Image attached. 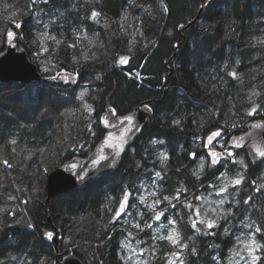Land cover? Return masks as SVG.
<instances>
[{
	"label": "trees",
	"instance_id": "obj_1",
	"mask_svg": "<svg viewBox=\"0 0 264 264\" xmlns=\"http://www.w3.org/2000/svg\"><path fill=\"white\" fill-rule=\"evenodd\" d=\"M206 1L36 0L33 4L32 0H0V51L5 48L7 31L14 29L17 45L26 49L28 58L47 78V82L26 84L23 88H27L16 91V99L27 106L15 104L9 96V104L0 106V169L13 188L8 197H1L0 192V264H60L61 256L71 249L84 264H170L173 255L182 262L176 264H251L243 243L255 236L264 245V188L260 187L264 185V160L254 165L240 151L246 166L231 162L221 164L217 171L208 162L204 169L196 165L206 157L203 145L208 133L220 129L229 138L246 131L251 120L264 119V0H211L205 7ZM93 10L100 13L96 19L91 18ZM17 23L22 27L16 28ZM44 33L60 43L44 40L41 45ZM42 47L48 51L41 52ZM85 53L88 60L83 59ZM120 57H128V62L119 64ZM234 70L236 77L230 75ZM62 71L71 75H60L57 80L62 76L77 80L52 79ZM133 72L141 80L128 77ZM43 87L56 93L52 106L39 95ZM85 87L89 93L81 101L78 96ZM84 103L97 109V114L108 105L125 113L142 103L150 104L154 112L116 175L103 177L96 185L93 182V193L92 183L87 185V200L82 205L63 208L65 227L56 251L43 238L51 228L48 205L36 203L23 180L40 181L34 156L51 145L54 124L66 140L63 159L87 156L102 138L105 131L99 121L98 135L85 136L90 115ZM153 140L164 143L153 144ZM3 149L12 152V162L26 159V163L21 169L5 164ZM192 150L198 154L195 159L190 158ZM160 152L169 155L164 169ZM197 170L199 176L194 175ZM157 171L161 178L154 184ZM220 172L226 173L227 180ZM237 175L244 176L241 185L218 192ZM145 184L147 201L161 200L157 207L164 216L158 232L140 230L121 216L113 219L125 191L130 193L126 207L133 214H148L138 202ZM181 186L184 191L179 199L171 203L163 199L175 196ZM225 195V203L217 205L215 201ZM194 210H200L205 221L217 215L220 219L211 229L198 223L201 230L197 232L188 219H197ZM168 219L177 220V244L166 239L173 227ZM256 227L262 231L256 233ZM130 232L142 244L138 260L128 258L118 243ZM256 255L260 257L256 264H264V249Z\"/></svg>",
	"mask_w": 264,
	"mask_h": 264
},
{
	"label": "water",
	"instance_id": "obj_2",
	"mask_svg": "<svg viewBox=\"0 0 264 264\" xmlns=\"http://www.w3.org/2000/svg\"><path fill=\"white\" fill-rule=\"evenodd\" d=\"M211 0H207L205 6L210 3ZM199 16V12L197 17ZM12 31L14 39L16 37V32L14 29L7 31ZM6 33V47L2 50L7 53L6 56L0 57V82L8 83L11 81L28 84L32 82H39L41 80H46L37 65L28 58L26 49L16 47H10L8 44V36ZM13 39V43H14ZM15 44V43H14ZM16 45V44H15ZM60 75H71L68 72L62 71L58 73ZM57 76V75H56ZM144 105H148L151 111L144 108ZM114 107L113 105H108L100 117H105L109 120L110 124H117V118L113 117L108 109ZM115 108V107H114ZM116 109V108H115ZM153 107L148 103H142L138 105L134 110L118 113L120 116L131 114L134 116L135 124L140 131L133 129L127 136L123 149L120 151L119 155H116V149L113 147H108L104 144V138L108 132L113 133V137L119 136L120 128H113L108 125L100 123V126L105 131L102 138L93 146L92 150L85 157L73 156L69 159L64 160L53 170H51L46 176L45 184V202L44 205L49 203L53 198H56L66 192L72 190H78L86 187L87 185L98 181L99 179L108 176L120 167L123 158L127 150L131 145L137 140L143 126L147 123L149 117L153 114ZM118 112V111H117ZM99 117V118H100ZM100 122V121H99ZM259 125V127H255ZM220 130V129H217ZM214 131V130H213ZM212 132V131H211ZM210 132V133H211ZM208 133L204 138V145L207 143V137L210 135ZM223 131L219 137L214 138V141L221 138ZM213 141V143H214ZM203 145L204 150L207 152ZM226 147L233 151L244 150L248 159L252 164H258L264 160L257 154V150L264 151V119L255 118L250 121L249 127L246 131L233 134L229 136L226 142ZM238 145V146H237ZM217 151L222 149L216 148ZM190 153H196L195 150L190 151ZM103 155L106 159L101 160L99 163L94 164V160H98L99 157ZM191 159H194L190 155ZM225 158H222L224 160ZM221 160V161H222ZM75 165V167H73ZM53 233V237L49 239L45 233ZM43 238L46 243L51 244L56 251L59 250V245L62 239V231L55 224L51 225V228L46 230L43 234ZM60 264H84L79 256L74 253L66 252L61 256Z\"/></svg>",
	"mask_w": 264,
	"mask_h": 264
},
{
	"label": "rangeland",
	"instance_id": "obj_3",
	"mask_svg": "<svg viewBox=\"0 0 264 264\" xmlns=\"http://www.w3.org/2000/svg\"><path fill=\"white\" fill-rule=\"evenodd\" d=\"M206 7V6H205ZM7 8H9V5H7ZM202 8H200L201 10ZM2 15H3V11H2ZM17 18L19 16H16ZM185 27V26H184ZM183 28L179 29V34H182V30ZM16 41V39H15ZM14 41V42H15ZM17 43V42H15ZM17 48H21V46L17 45ZM128 77L130 78H134L136 80H141L142 76L138 73V72H133V73H127ZM69 78V77H68ZM55 81L57 79H54ZM77 79L74 78H69V83H74L73 81H76ZM42 82H47V81H42ZM57 82H65V76L60 77L59 80H57ZM56 82V83H57ZM141 82V81H139ZM23 85L26 84H21V83H17L14 81L8 82V83H1L0 82V106H7L6 104H9L8 101H6V98L9 96L11 99H13L15 101V104H19L21 106H27L22 100L20 99H16V97L14 95H16V91L21 89H25L27 88V86H25L23 88ZM52 85V84H51ZM29 87V86H28ZM45 89V90H44ZM55 91L53 89H46L45 87L42 88V90H39V95L43 96V98L45 99L46 105L48 106H52L55 100ZM6 95V96H4ZM7 102V103H6ZM150 105V104H149ZM151 106V105H150ZM64 108V107H62ZM61 108V109H62ZM94 109V108H93ZM154 112V111H153ZM101 113L97 114V109H94V111L92 113H89V120L86 123V128H85V136H97L98 131H97V121H99V116ZM153 115V114H152ZM151 115V116H152ZM150 116V117H151ZM149 117V118H150ZM149 120V119H148ZM148 122V121H147ZM54 132L52 135V139L50 140L51 145H49V147L47 146L46 149H42L40 151H37L34 159L36 160L39 168H40V181L34 183L32 180H30L31 178L28 177L26 180H23V185H25V188L35 197L36 203H39L40 205L45 202V184H46V176L47 174L51 171V169L55 168L56 166H58L60 163H62L64 160L62 157L63 155V147L64 144L66 142L65 139H63V137L58 133L57 131V126H55L54 124ZM227 139L224 135H222L221 138H219L218 140L214 141V143L212 144V147L214 148H219V145L221 144H226ZM49 142V143H50ZM132 146V145H131ZM2 147L5 148V143L2 142ZM129 149L132 150V147H130ZM36 150H32V152H35ZM233 153L237 152L238 154L235 155L234 159L236 160H242L240 151L245 152L244 150H239V151H233L231 150ZM11 151L3 149V157L4 159V163L5 161H7V165L9 166H13V165H17L20 167L23 166V164L26 163V159H21L20 161L14 163L12 162V155H11ZM26 153V152H25ZM31 153V152H30ZM21 155H24V153L22 152ZM204 157V156H202ZM61 159H63V161H61L60 163H58ZM227 158H225L224 160L221 161V164L226 165L228 163H231L232 160L229 159V161L227 162ZM207 162V159H206ZM205 162V164H206ZM200 163V159L198 164ZM197 167H199V165H196ZM52 169V170H53ZM119 169V168H118ZM115 171L113 174L116 175L115 173L118 172ZM241 172V170H239ZM110 174V175H112ZM12 176V175H11ZM14 176V175H13ZM109 176V175H108ZM107 177V176H105ZM153 177H155V174L153 175ZM7 175L2 173V169H0V192H1V197H8L10 195H12L13 193V188L7 184L6 181ZM157 177L155 178L156 182ZM151 181V182H153ZM97 182V181H96ZM95 184V182H94ZM92 183V187L91 192H95V188L94 185ZM147 184L142 185L141 190L144 191L143 194L145 196V202L141 203L139 201V197H138V202L141 203V208H146L148 214L144 217L143 214L136 211L135 214H133V210L129 209L126 207V210L122 213L121 215V220L123 221H130V224L133 225H140V230H144L145 228H149V227H145V224H151V230L153 232H158L161 230L163 223L160 221H157L155 219H153L152 217L155 215V211L159 210L158 207H156V209H151L149 208L147 205L150 203L149 201H147V196L145 194L146 190H147ZM152 186V185H151ZM73 191V190H72ZM87 193L88 190L87 188H82V189H78L76 191H74L73 193L71 192H66L56 198H53L49 203L46 204V212H47V217L49 218V221L52 224H55L56 226H58L63 234V228L65 227V218H64V213H63V208L64 209H70V208H76L79 205H82L83 203H85V201L87 200ZM14 195V194H13ZM30 195V194H29ZM31 195L29 198H33ZM34 202V201H33ZM160 211V210H159ZM143 212V211H142ZM141 221H143V223H141ZM137 235H135L134 233L130 232V235L126 238V239H120L119 240V244L121 246H123V248L125 249V253L127 254L128 258H133L134 260H138V258L140 257L141 253H142V247H141V241L136 237ZM62 241V239H61ZM125 245H127V247H125ZM69 252L74 253L73 249L69 250ZM170 264H176V263H182L181 261L178 260V256L173 255L169 261Z\"/></svg>",
	"mask_w": 264,
	"mask_h": 264
},
{
	"label": "snow or ice",
	"instance_id": "obj_4",
	"mask_svg": "<svg viewBox=\"0 0 264 264\" xmlns=\"http://www.w3.org/2000/svg\"><path fill=\"white\" fill-rule=\"evenodd\" d=\"M32 2H33V4H35L36 0H32ZM43 2L47 3L48 0H43ZM90 15H91L92 19H96L100 15V13L95 11V10H93ZM15 27L16 28H21L22 24L17 23L15 25ZM14 35L15 34L12 31H9L7 33L8 44H9L10 47H13V48L16 47V45L13 43ZM85 39H88L86 33H85ZM44 40H53L57 44L60 43V41L56 40L55 37L49 36L47 33H44L40 37L41 45H43ZM89 43L90 44L95 43V40L89 39ZM47 51H48V49L46 47H42L41 48V52H47ZM6 55H7L6 52L0 51V57H4ZM83 59L84 60H88L89 56L85 53L84 56H83ZM128 59H129L128 57H120L118 63L119 64H125V63L128 62ZM235 63L239 64L240 61L237 60ZM230 75H232L233 77H236L237 76V72L234 70V71H232L230 73ZM57 78H59V74H57V76H53L52 77V79H57ZM96 79H100V77L97 76ZM68 81H69V78L65 77V82L67 83ZM73 82H75V81H73ZM88 93H89V89L87 87L83 88L81 90V92L79 93L78 99L81 100V101H84L85 97L88 95ZM254 95H259V93H254ZM250 99H251V97H250ZM83 107L88 113H92L94 111L93 107L91 105L87 104V103H84ZM144 108L146 110H148V111H151V109L149 108L148 105H144ZM255 110H256L255 108H252L253 112ZM108 111L113 117L117 118L118 123L117 124H110L109 120H107L105 117H100L99 118L100 123L108 125V126L113 127V128L119 127L121 130L119 132V136H117V137H113V133L108 132L107 135L104 138V144L107 145L108 147L115 148L116 149V155H119L120 151L124 147V144H125V141H126V138H127L128 134L133 129H135L136 131H140V128H138L136 126L133 115L128 114V115L120 116L118 114V112H117V109H115L114 107H110L108 109ZM174 123L179 124V121H174ZM234 126L235 125H233V127ZM255 127H259V125H255ZM220 134H221V130H214L207 137V143L204 145V147L206 149H208V151H207L206 157L199 158L200 159L199 169H204L205 168L206 159H207V162H208V167L212 168V169H215L217 171H219V167L218 166H222L221 165L222 158L231 159L234 164H239V165L246 166L244 160H236V159H234L236 154L233 153L229 148H227L225 144L219 145V148L222 149L221 151H217L216 148L212 147L214 138L219 137ZM13 143H14V141H13ZM152 143L153 144H156V143L163 144L164 142L163 141L153 140ZM257 154L259 156H261V157H264V151L257 150ZM190 155L193 156L194 158H196L198 156L197 153H190ZM104 159H106V157L101 155L99 157V159L98 160H94L93 163L94 164L99 163L101 160H104ZM159 159H160L161 168L164 169V166H165L166 162L169 159L168 153L167 152H160L159 153ZM5 163H7V161H5ZM73 167H75V165H73ZM200 174H201V172L199 170H197L194 173V175H196V176H199ZM155 176L157 178H161V172L157 171L155 173ZM220 176L224 177L225 180H227V175H226L225 172H220ZM243 180H244V176L243 175H237L235 178H233L231 180H228L227 183H224L223 186L219 188L218 192L219 193H226L228 191L230 185L239 186V185H241ZM153 183L155 184L156 182L153 181ZM260 187L264 188V185H261ZM182 191H184L183 186H181V188L177 190L175 196H173V197L164 196L163 199L165 201L171 203L173 199H179L180 194H181ZM151 195L153 197H155L156 196V192H152ZM129 196H130V193L125 191L124 195H123V199L120 202L119 209L116 211V214L113 217V219H116L117 217H120L121 214L126 210V205H127ZM197 199H199V197H197ZM227 199H228V197H227V195H225V196H223V198H221L219 200H216L215 203L217 205H222V204L225 203V201ZM139 201L141 203H144L145 202V196L141 195L139 197ZM160 203H161V200L159 198H157V199L154 200V202L149 203L147 206L149 208H151V209H156L157 205H160ZM244 203H248V201H245ZM132 206L135 207L136 205L133 204ZM186 206L190 207V208L193 207L191 204H187ZM227 211L231 212V209L229 208V209H227ZM213 212H215V210H213ZM193 215L197 219H193L192 216H189L188 219L191 222V228L194 229L197 232H199L201 230V228L198 227V223L200 225H205L206 224V227L211 229V228L214 227V225L220 219V216L217 215L215 217V219H208L207 221H205V219L200 218V215H201L200 210H194ZM162 216H164V213L162 211L157 210V211H155V215L152 218L157 220V221H160ZM167 223H168V225H171L173 227L171 228L170 234L166 237V239L171 241V243H173V244H177V242L180 239V233H179L178 229L175 227V225H177V220L176 219H168ZM28 226L31 227L32 225L29 224ZM136 227L139 228L140 225H136ZM145 227L151 228L152 226H151V224H145ZM245 227H250V225H245ZM225 231L227 232V229H225ZM255 231H256V233H260L262 231V228L261 227H256ZM45 235L49 239H51L53 237V233H51V232L45 233ZM161 238L164 239L165 237H161ZM178 246H182V245H178ZM125 247H127V245H125ZM243 249L247 252L248 257H250L251 264H256L257 260L260 259V257H258L256 255V252L261 250V249H264V245H261V244L257 243L255 236H249L247 238L246 242L243 243ZM233 255L234 256H240V252L233 251ZM41 264H43V262H41Z\"/></svg>",
	"mask_w": 264,
	"mask_h": 264
},
{
	"label": "flooded vegetation",
	"instance_id": "obj_5",
	"mask_svg": "<svg viewBox=\"0 0 264 264\" xmlns=\"http://www.w3.org/2000/svg\"><path fill=\"white\" fill-rule=\"evenodd\" d=\"M10 29H12V28H10ZM10 29H9V30H10ZM16 36H17V35H16ZM15 38H16V37H15ZM14 41H15V39H14ZM15 42H16V41H15ZM15 42H14V43H15ZM15 44H16V46H17V43H15ZM5 47H6V42H5ZM21 48H22V47H21ZM18 49H20V48H18ZM42 81H47V78H46V80H41V81H39V82H42ZM32 83H33V82H32ZM28 84H31V83H28ZM206 154H207V152H206ZM194 159H195V158H194Z\"/></svg>",
	"mask_w": 264,
	"mask_h": 264
}]
</instances>
